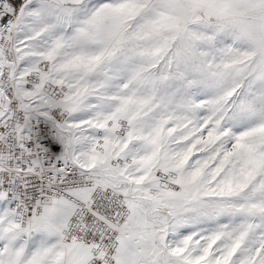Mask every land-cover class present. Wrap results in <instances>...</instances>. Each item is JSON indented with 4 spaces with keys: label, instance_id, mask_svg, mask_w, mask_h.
I'll use <instances>...</instances> for the list:
<instances>
[{
    "label": "snow or ice",
    "instance_id": "snow-or-ice-1",
    "mask_svg": "<svg viewBox=\"0 0 264 264\" xmlns=\"http://www.w3.org/2000/svg\"><path fill=\"white\" fill-rule=\"evenodd\" d=\"M0 264H264V0H0Z\"/></svg>",
    "mask_w": 264,
    "mask_h": 264
}]
</instances>
